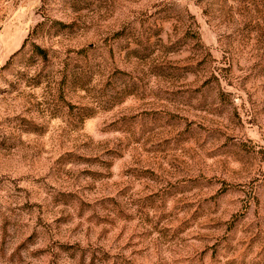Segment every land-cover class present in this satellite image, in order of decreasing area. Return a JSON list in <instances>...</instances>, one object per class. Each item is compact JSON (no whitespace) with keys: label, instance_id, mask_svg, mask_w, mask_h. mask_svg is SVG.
I'll return each mask as SVG.
<instances>
[{"label":"rangeland","instance_id":"obj_1","mask_svg":"<svg viewBox=\"0 0 264 264\" xmlns=\"http://www.w3.org/2000/svg\"><path fill=\"white\" fill-rule=\"evenodd\" d=\"M0 264H264V0H0Z\"/></svg>","mask_w":264,"mask_h":264}]
</instances>
